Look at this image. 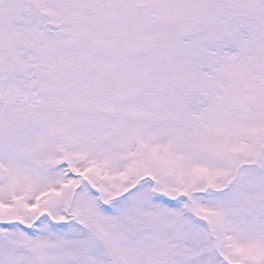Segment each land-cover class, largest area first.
Segmentation results:
<instances>
[{
    "label": "snow or ice",
    "instance_id": "1",
    "mask_svg": "<svg viewBox=\"0 0 264 264\" xmlns=\"http://www.w3.org/2000/svg\"><path fill=\"white\" fill-rule=\"evenodd\" d=\"M0 264H264V0H0Z\"/></svg>",
    "mask_w": 264,
    "mask_h": 264
}]
</instances>
